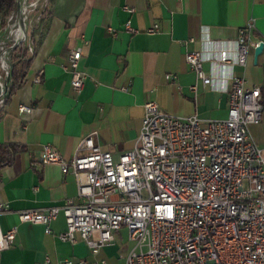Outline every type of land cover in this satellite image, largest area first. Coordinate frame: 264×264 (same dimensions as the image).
<instances>
[{
	"label": "crops",
	"instance_id": "crops-1",
	"mask_svg": "<svg viewBox=\"0 0 264 264\" xmlns=\"http://www.w3.org/2000/svg\"><path fill=\"white\" fill-rule=\"evenodd\" d=\"M248 24L253 40L264 42V0H54L30 32L34 42L22 85L0 110V146L20 149L0 170V203L8 206L0 228L17 227L13 245L0 253V264H59L65 259L120 264L132 247L125 229L93 256L83 242L72 245L57 238L66 229L61 215L49 225L51 234L43 226L20 223L19 212L59 206L67 199L78 203L74 176L63 175L57 165H41L42 147L49 145L70 159L81 139L96 132L100 149L117 161L135 148L148 102L177 118L226 119L222 73L203 63V71L215 77L212 91L196 79L184 55L210 50L212 42L232 52L230 42ZM153 26L157 31L148 34ZM74 48L81 49L78 71L85 78L79 94L71 89L67 69ZM254 51L233 75L244 79L246 89H260L262 119L248 131L264 148V48L258 55ZM19 106L31 112L19 115Z\"/></svg>",
	"mask_w": 264,
	"mask_h": 264
},
{
	"label": "built area",
	"instance_id": "built-area-1",
	"mask_svg": "<svg viewBox=\"0 0 264 264\" xmlns=\"http://www.w3.org/2000/svg\"><path fill=\"white\" fill-rule=\"evenodd\" d=\"M14 14L2 29L0 49L14 30ZM125 29L132 32L129 24ZM252 30L248 24L237 31L230 42L232 52L212 42L210 50L184 55L196 79L212 91L215 77L203 71V63L222 73L226 119L177 118L148 102L135 148L117 161L100 149L96 132L81 139L70 159L43 146L39 163L57 165L63 175L74 176L78 203L67 199L59 206L19 212L20 223L43 226L45 234H51L49 225L61 215L66 229L57 238L72 245L81 241L93 256L114 240L115 232L125 229L132 247L120 264H264V148L256 146L248 131L261 122L262 98L259 88L246 89L244 79L233 75L236 67H245L249 51L264 43L253 40ZM156 31L153 26L147 33ZM16 41L9 47L18 48ZM30 44L27 39L24 48L29 53ZM9 47L0 50V65H5ZM81 58L80 48L68 54L75 94L84 86L78 71ZM3 69L9 72V67ZM39 82L40 75L33 80ZM30 112L18 107L19 115ZM7 211L0 203V215ZM16 234L17 227L6 232L0 228V253L11 248ZM59 264L85 262L65 259Z\"/></svg>",
	"mask_w": 264,
	"mask_h": 264
},
{
	"label": "trees",
	"instance_id": "trees-1",
	"mask_svg": "<svg viewBox=\"0 0 264 264\" xmlns=\"http://www.w3.org/2000/svg\"><path fill=\"white\" fill-rule=\"evenodd\" d=\"M54 0H48V6L52 4ZM47 8L41 13L40 20L44 18V15L48 12ZM15 0H0V18H1V29H4L6 20L11 13L15 12ZM18 34V32H16ZM30 40L34 42V36H30ZM10 67H9V89L6 93V100L9 99L22 85L28 70L31 58L29 51L26 48L22 50L16 48L10 51ZM20 151L17 146H0V170L3 167L8 166L14 156Z\"/></svg>",
	"mask_w": 264,
	"mask_h": 264
},
{
	"label": "rangeland",
	"instance_id": "rangeland-1",
	"mask_svg": "<svg viewBox=\"0 0 264 264\" xmlns=\"http://www.w3.org/2000/svg\"><path fill=\"white\" fill-rule=\"evenodd\" d=\"M23 2V0L21 1V3ZM23 6V5H21ZM48 6V0H28L27 3H25V7L26 12L25 15L21 16L23 19H25V26L27 27V36L30 35V32H33V29L39 20V15H41V13L47 8ZM16 11V10H15ZM17 13V12H16ZM17 14H15L14 20L17 18ZM25 17V18H24ZM18 20V19H17ZM13 24V23H12ZM15 27V26H14ZM16 27L14 28V30L11 32V34H6V38H4V45L1 47V49L3 48H8L10 45H12L15 42V39L17 37V33L21 32V29L19 30V28L15 31ZM31 29V30H30ZM19 37V36H18ZM17 37V38H18ZM32 42L33 40H30V45L32 46ZM25 44H21L20 45V49L22 50L24 48ZM0 49V50H1ZM30 54V53H29ZM10 54L7 58V60L5 61V65H0V77L2 78V85H4V72H6V69H3L5 66L8 67L10 65Z\"/></svg>",
	"mask_w": 264,
	"mask_h": 264
},
{
	"label": "bare ground",
	"instance_id": "bare-ground-1",
	"mask_svg": "<svg viewBox=\"0 0 264 264\" xmlns=\"http://www.w3.org/2000/svg\"><path fill=\"white\" fill-rule=\"evenodd\" d=\"M21 1L22 0H20L19 1V4H20V16H17V18L15 19V21L13 22V27L15 26L16 27V29H15V31L19 28V30L21 29V32L20 33H18L17 34V41H16V43H17V47L19 48L20 47V45L21 44H26V40H27V27L25 26V19H23L21 16H23V15H25V11H24V9H23V6H21V5H23V2L21 3ZM17 12V10L15 11V14H17L16 13ZM15 14H14V17H15ZM18 19V20H17ZM21 20H22V23H23V27H22V24H21ZM14 27V28H15ZM4 60H7V56L4 58ZM3 78H4V85H2V78L0 77V88H1V97H0V100H2L3 99V97L5 96V92H6V89H7V87H8V85H9V72H8V70L6 69V72H4V76H3Z\"/></svg>",
	"mask_w": 264,
	"mask_h": 264
},
{
	"label": "water",
	"instance_id": "water-1",
	"mask_svg": "<svg viewBox=\"0 0 264 264\" xmlns=\"http://www.w3.org/2000/svg\"><path fill=\"white\" fill-rule=\"evenodd\" d=\"M15 7H16V9L15 10H17V15L18 16H20V4H19V0H15ZM21 24H22V27H23V23H22V20H21ZM30 36L31 35H28L27 36V39H28V41H30ZM27 41V40H26ZM16 48V45H14V46H11V47H9V49H8V51H12V50H14ZM263 48H264V45L263 44H261V45H259V47L258 48H256L255 49V55H258V54H260L262 51H263ZM10 67V66H9ZM0 92H1V88H0ZM1 94V93H0Z\"/></svg>",
	"mask_w": 264,
	"mask_h": 264
}]
</instances>
